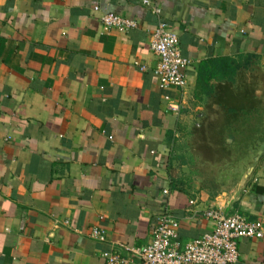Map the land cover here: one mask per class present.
<instances>
[{
    "label": "crops",
    "instance_id": "0c3cea01",
    "mask_svg": "<svg viewBox=\"0 0 264 264\" xmlns=\"http://www.w3.org/2000/svg\"><path fill=\"white\" fill-rule=\"evenodd\" d=\"M150 1L159 14L144 0H0V264H106L148 244L164 207L183 241L211 229L207 208L264 222V0ZM104 10L138 25L106 30ZM160 20L187 59L183 90L152 71ZM238 248L234 264H264V237Z\"/></svg>",
    "mask_w": 264,
    "mask_h": 264
},
{
    "label": "built area",
    "instance_id": "2783aa9c",
    "mask_svg": "<svg viewBox=\"0 0 264 264\" xmlns=\"http://www.w3.org/2000/svg\"><path fill=\"white\" fill-rule=\"evenodd\" d=\"M144 3L154 12L160 13L158 5L152 4L150 0H144ZM99 19L106 30L129 32L138 25L137 20L112 10H104ZM150 49L156 56L152 71L158 78L159 87L183 90L187 83V75L183 71L187 59L181 51L179 35L168 21L160 20L154 28ZM140 68L144 70L146 66L141 65ZM166 99L170 113H185L182 101L173 100L169 96ZM196 117L200 120L204 113L197 112ZM203 216L212 222L211 229L191 240L183 241L179 234L178 219L169 208L164 207L159 212L148 244L137 250L128 246L116 248L108 254L106 264H133V255L129 252L134 253L141 264H234L240 257L238 243L241 238L264 237V222L259 217L250 218L237 212L224 213L215 208L204 209ZM91 235L105 240L106 230L95 226Z\"/></svg>",
    "mask_w": 264,
    "mask_h": 264
},
{
    "label": "water",
    "instance_id": "95a60500",
    "mask_svg": "<svg viewBox=\"0 0 264 264\" xmlns=\"http://www.w3.org/2000/svg\"><path fill=\"white\" fill-rule=\"evenodd\" d=\"M257 160H258V156H255L254 154H251L250 160L247 163L248 167H247V169H246V171L244 173V176L242 178V181H241V185H240V189L241 190L245 187L247 181L250 179L252 171L254 169L255 161H257Z\"/></svg>",
    "mask_w": 264,
    "mask_h": 264
}]
</instances>
